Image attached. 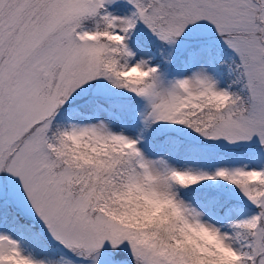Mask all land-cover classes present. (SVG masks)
<instances>
[{"label":"snow or ice","instance_id":"obj_1","mask_svg":"<svg viewBox=\"0 0 264 264\" xmlns=\"http://www.w3.org/2000/svg\"><path fill=\"white\" fill-rule=\"evenodd\" d=\"M0 264H264V0H0Z\"/></svg>","mask_w":264,"mask_h":264}]
</instances>
